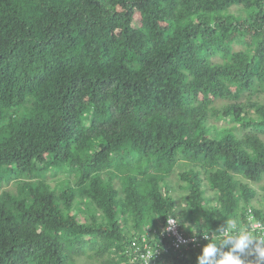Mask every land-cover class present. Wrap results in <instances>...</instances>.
Returning <instances> with one entry per match:
<instances>
[{
    "label": "trees",
    "instance_id": "obj_1",
    "mask_svg": "<svg viewBox=\"0 0 264 264\" xmlns=\"http://www.w3.org/2000/svg\"><path fill=\"white\" fill-rule=\"evenodd\" d=\"M263 92L264 0H0V264H140L168 217L264 221Z\"/></svg>",
    "mask_w": 264,
    "mask_h": 264
},
{
    "label": "clouds",
    "instance_id": "obj_2",
    "mask_svg": "<svg viewBox=\"0 0 264 264\" xmlns=\"http://www.w3.org/2000/svg\"><path fill=\"white\" fill-rule=\"evenodd\" d=\"M173 223L175 221L169 219V224ZM202 234L208 242L197 255L196 264H244L239 254L245 253L253 244L257 255L264 259V238L253 236L235 223H225L211 237L208 236V231Z\"/></svg>",
    "mask_w": 264,
    "mask_h": 264
},
{
    "label": "built area",
    "instance_id": "obj_3",
    "mask_svg": "<svg viewBox=\"0 0 264 264\" xmlns=\"http://www.w3.org/2000/svg\"><path fill=\"white\" fill-rule=\"evenodd\" d=\"M169 219L175 221L173 224H169ZM235 223V222H232ZM231 223V224H232ZM241 227L250 232L253 236L258 238H264V221L256 218L254 211L249 207L245 211V222L241 223ZM156 232V230H154ZM160 235L163 238L169 240L166 245H162L160 242L154 248L144 245L136 244L135 241L132 242V246L135 247L134 250V260L139 261L140 264H154L157 257L161 255L162 252H166L171 249L173 252L184 253L192 248H201L208 241L205 239L203 234L197 235H186L184 234L174 217H168L165 221L163 229L160 231ZM211 237L210 234H208Z\"/></svg>",
    "mask_w": 264,
    "mask_h": 264
},
{
    "label": "rangeland",
    "instance_id": "obj_4",
    "mask_svg": "<svg viewBox=\"0 0 264 264\" xmlns=\"http://www.w3.org/2000/svg\"><path fill=\"white\" fill-rule=\"evenodd\" d=\"M244 98L245 96L242 97V99ZM251 99L264 103V92L258 93V96H253ZM221 103L222 100L217 99L214 102V105H220ZM211 123H214L215 125H217V123L221 125L227 124V122L224 120L217 122L216 119H214ZM181 169H182L181 167L177 168L176 171L178 172ZM171 184H172V189H170V193H172L173 196L176 197L177 199L182 200L183 196L186 194V190L180 187L181 183L177 176H172ZM251 187L255 191V198H254L255 200H253L252 202L254 203L255 207H259L263 209L264 208V174H262L261 178L258 181L251 183ZM241 207H243V205H241Z\"/></svg>",
    "mask_w": 264,
    "mask_h": 264
}]
</instances>
